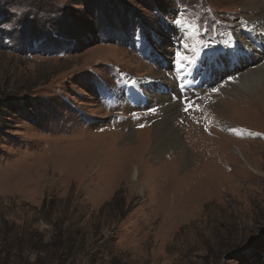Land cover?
Wrapping results in <instances>:
<instances>
[{
  "label": "rangeland",
  "instance_id": "obj_1",
  "mask_svg": "<svg viewBox=\"0 0 264 264\" xmlns=\"http://www.w3.org/2000/svg\"><path fill=\"white\" fill-rule=\"evenodd\" d=\"M24 2L0 29V264H264V83L181 94L169 62L171 23L216 39L264 0H0V24ZM169 120L186 149L156 156Z\"/></svg>",
  "mask_w": 264,
  "mask_h": 264
},
{
  "label": "bare ground",
  "instance_id": "obj_2",
  "mask_svg": "<svg viewBox=\"0 0 264 264\" xmlns=\"http://www.w3.org/2000/svg\"><path fill=\"white\" fill-rule=\"evenodd\" d=\"M263 5H264V3L261 5L252 4V5L245 7V9H247L249 15H251V16L248 18L242 17V18L238 19V21H236L235 25L241 24L242 23L241 20L246 21L247 22L246 24H248V25L243 26L242 31L235 35L234 40L229 41L227 43V45L225 46V50H229L232 53L233 52L237 53V58H238V56H241V55L251 57V59L253 60V64H254L252 66L256 67V69H252L251 67H246L247 61L243 60V61H241L240 66L235 67V68H238V70H236V71H238L237 73H236V71L232 72L228 68H225L226 75H224V76L222 75V78L218 82H220L221 86H227L229 88L230 92L238 89L239 87H241L242 90L247 88V91L248 90L252 91V87L254 85L258 86L260 83H264V42L261 43L260 47L257 49L255 46L252 45V43L250 44L249 42H247L246 38L240 37L241 35H245V36L251 35V36H257V39L264 41V16L262 17V15H264V12H263L264 10L261 8ZM259 18L261 20L257 23V20ZM174 30L176 31V35L177 34L179 35V33L177 32L178 29L174 28ZM178 31L184 32V31H186V28L184 27ZM183 36H187V34H183ZM205 47H206V45H205ZM205 47L199 48V46H198L196 48V50L199 49L198 53L204 55L205 53L209 52V50ZM188 49L190 50L191 48H188ZM196 50H194L193 53L196 52ZM220 53H221V55H224V54H222V51ZM259 66H261V67H259ZM179 70H181V69L179 68ZM235 73H236V75H235ZM202 74L209 77L204 72H202ZM238 74H240L238 76V77H240V79L235 80V78ZM242 78H243V82L241 81L242 84L239 85V82ZM218 82H215V83H218ZM255 88H257V87H255ZM239 90H240V88H239ZM187 92H189V91H187ZM192 92H194V91H192ZM192 92H190V93H192ZM195 92H198V91H195ZM170 106L167 107L168 110L171 109ZM154 128H155V131H154ZM152 132H153V136H152L153 138L152 137L151 138H152V141L154 144L153 151L155 152L156 156H158V153L160 152V150L166 145L181 147L180 149H182V150L186 149V148L184 149V147H183V143L180 139L181 137H180L178 131L175 130V128L170 124V120H169V122L167 121L166 123L158 122L155 125V127H153ZM135 133H136V131H135ZM181 158L186 163L189 160L188 159L189 158L188 151L183 152L181 155ZM136 172H137V169H136ZM137 174H138V172H137Z\"/></svg>",
  "mask_w": 264,
  "mask_h": 264
},
{
  "label": "clouds",
  "instance_id": "obj_3",
  "mask_svg": "<svg viewBox=\"0 0 264 264\" xmlns=\"http://www.w3.org/2000/svg\"><path fill=\"white\" fill-rule=\"evenodd\" d=\"M8 11L12 14V18L2 24L0 29L4 31H13L20 27L18 21L24 17L25 14L32 11L31 5L28 2L16 3L9 5ZM6 42L10 41V38H5Z\"/></svg>",
  "mask_w": 264,
  "mask_h": 264
},
{
  "label": "trees",
  "instance_id": "obj_4",
  "mask_svg": "<svg viewBox=\"0 0 264 264\" xmlns=\"http://www.w3.org/2000/svg\"><path fill=\"white\" fill-rule=\"evenodd\" d=\"M3 112L2 108L0 107V113Z\"/></svg>",
  "mask_w": 264,
  "mask_h": 264
}]
</instances>
